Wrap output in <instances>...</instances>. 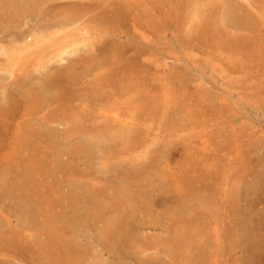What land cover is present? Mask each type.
<instances>
[{"label": "rangeland", "instance_id": "374dc122", "mask_svg": "<svg viewBox=\"0 0 264 264\" xmlns=\"http://www.w3.org/2000/svg\"><path fill=\"white\" fill-rule=\"evenodd\" d=\"M103 1L46 0L13 17L17 28L0 24V106L59 67L78 76L59 101L19 100L0 129V264H264V0H107L127 4L107 27L88 20L110 17L94 7ZM69 17L33 52L14 41L38 20ZM106 100L121 105L111 111ZM140 108L149 126L140 142L92 135L99 117L137 120ZM28 124L43 137L11 156ZM179 176L186 194L164 193Z\"/></svg>", "mask_w": 264, "mask_h": 264}, {"label": "bare ground", "instance_id": "6f19581e", "mask_svg": "<svg viewBox=\"0 0 264 264\" xmlns=\"http://www.w3.org/2000/svg\"><path fill=\"white\" fill-rule=\"evenodd\" d=\"M46 0H0V24L1 23H9V25L11 24L13 29L17 28V24L15 25L13 22H15L16 18L13 17H17L19 18L20 16H24L26 14H28L31 10L34 11L36 6H42L45 5ZM104 4V7H102L101 9L104 8H112L114 6V3L104 0L102 3H99V5L94 6L95 8H97V6L101 7V5ZM239 3H234L232 1L229 2V10L233 13H237L239 12V8L241 7V5ZM120 6H115L113 9V11L110 13V17H106L105 15H99V16H90L88 18V20L99 24L103 27H107V24H115V23H119V21H115V20H120L121 16L126 13L127 7H126V3L125 2H121V4H119ZM89 6L92 8L93 5L91 3H85V4H79L76 9L78 10H87L86 13H90L95 11V8L93 7L92 9L89 8ZM106 6V7H105ZM123 7V9H122ZM38 8V7H37ZM36 8V9H37ZM89 8V9H87ZM35 9V10H36ZM195 12H199L198 10H195ZM201 14V12H200ZM198 14V15H200ZM244 16V15H242ZM248 18V19H247ZM241 23H243V25H252L251 23V17H245L243 19V17L240 18ZM18 21V20H17ZM73 21L72 18H68L65 19L62 22H56V21H45L44 19L42 20H38V27L35 30V32L33 34H29L28 40L23 41V39L25 38L24 33H19L17 35V37L14 38L15 42H22V45L20 47L21 50L30 52L32 51L34 48H36L42 41H44V39H46V35H48L46 32L47 30H50L52 28H60L63 25L65 26V24L71 23ZM122 21V20H121ZM44 22V23H43ZM53 35L57 34L58 32H51ZM103 34V33H100ZM76 44H78L77 39L73 40L71 45L74 46ZM61 49H65V48H61ZM33 52V51H32ZM60 50L55 51V54L59 55ZM30 55L32 53H29ZM54 55L52 54L49 59L48 62L52 61L54 59ZM88 59H79L78 63L81 65H85L86 62H88ZM47 62V63H48ZM77 62V60H76ZM75 62V63H76ZM91 62V60H90ZM39 67L40 64L38 63ZM56 70H59L57 72V74L52 75L50 74L47 78H43V80H41V84L39 85L37 90H34L32 88H29L30 90H27V93H23L22 94H17L16 97L9 98L8 103V108L2 107L0 106V129L1 128H7L9 122L12 120L13 121V113L16 109V107L18 106L19 103H21L22 101V105L26 108H30L31 106H34L35 104L41 103L43 101H51L52 103H54L55 101H59L62 99V96H65L66 94H69L72 86L74 85L73 82L78 78L77 75L74 74V68H69V69H60L57 68ZM112 70H110V72L108 73V77L104 79V87L101 88V92L107 88L111 89L114 87V83L117 84L120 82V80H118L119 75L124 73L125 69L121 68V69H117L116 72H111ZM24 78V77H23ZM118 78V79H117ZM122 82H124L125 80H121ZM20 85V84H19ZM21 86H25L24 83L21 84ZM44 92H48L52 94V99L51 98H47V96H45ZM100 92V93H101ZM20 95L22 99H20ZM111 94H106L105 97L103 95L104 98L110 97ZM19 100H21L19 102ZM110 100H106L104 101L106 104L102 105V107H107V109L109 110H114L115 107L120 106L121 103L119 104H115L113 102H109ZM110 103V105H109ZM23 112V111H22ZM143 112V109L140 108V112H139V116L136 119L133 118H127V117H120L118 114H112V115H103L101 117L98 118V120H102L104 125L101 126L100 128L94 130L92 132V135H94L97 138H104L105 140L109 141V140H113L114 137H117L119 139H121L124 143H136V142H140L142 139L141 138V133L143 130V128H145V131L147 129L146 125H143V121L140 117V114ZM24 113V112H23ZM6 120H9L6 122ZM88 121V120H86ZM51 122V120H47L46 122L43 123V125H48ZM40 129H35L32 126L25 125L24 128H22L21 130L18 129V132L16 133V139L18 141L23 140V144L25 145L24 147H22L21 151L19 152L18 150L16 151L14 146L11 147L9 154L12 156L13 154H18V155H22L23 153H29V151H31V146H30V142L29 140H31L34 137H43V133L40 132ZM22 137V139H21ZM49 137L52 138V133L49 134ZM28 139V140H26ZM50 140V139H49ZM2 165V163H0V166ZM6 166H9L6 165ZM148 166V165H147ZM2 167V166H1ZM145 170H143L144 172ZM147 171V170H146ZM185 173V172H182ZM171 177H175V173L172 172L171 173ZM177 179L174 180L173 183V179H169L163 181L164 182V186H168L170 187L169 189L165 190L166 192L164 193H169L171 195V192L174 190V192H177V196H180V192L184 191V194H186V192L188 191L187 189L184 190L183 186H185L186 188L188 187V181L186 180V178L184 176H179ZM1 180V178H0ZM172 181V182H171ZM172 185V186H171ZM153 189V188H152ZM214 190V189H213ZM173 192V193H174ZM215 192V191H214ZM153 192H150L148 194V192H146V194L148 196H152ZM248 193V192H247ZM181 195H183V193H181ZM148 199L143 198V207L148 205ZM185 221V220H184ZM192 224V223H189ZM117 226L119 229H122V225L121 224H116L114 225L113 222H111V226L110 230L112 229H117ZM185 226V225H184ZM109 230V229H108ZM174 232V231H172ZM176 233V232H174ZM185 233L182 232V235H184ZM116 235H120L119 238L120 240L124 239L126 235L124 233H120V232H116ZM105 236H109V237H114V234L111 231H108L105 233ZM174 236V235H172Z\"/></svg>", "mask_w": 264, "mask_h": 264}]
</instances>
